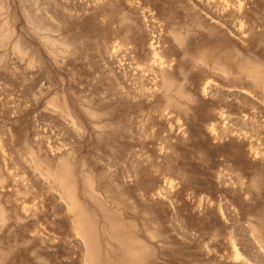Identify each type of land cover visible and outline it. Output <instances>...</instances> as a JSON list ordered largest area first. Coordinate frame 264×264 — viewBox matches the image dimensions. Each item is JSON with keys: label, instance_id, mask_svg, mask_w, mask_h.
Here are the masks:
<instances>
[{"label": "rangeland", "instance_id": "374dc122", "mask_svg": "<svg viewBox=\"0 0 264 264\" xmlns=\"http://www.w3.org/2000/svg\"><path fill=\"white\" fill-rule=\"evenodd\" d=\"M0 264H264V0H0Z\"/></svg>", "mask_w": 264, "mask_h": 264}]
</instances>
